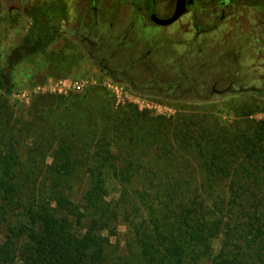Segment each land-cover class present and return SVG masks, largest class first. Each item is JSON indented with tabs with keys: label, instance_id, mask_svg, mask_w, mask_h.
I'll return each mask as SVG.
<instances>
[{
	"label": "trees",
	"instance_id": "obj_1",
	"mask_svg": "<svg viewBox=\"0 0 264 264\" xmlns=\"http://www.w3.org/2000/svg\"><path fill=\"white\" fill-rule=\"evenodd\" d=\"M50 38L30 28L6 55L0 111L14 68ZM61 105L68 118L32 111L59 138L47 175L23 167L22 135L0 138V264H264V121L172 125L97 88ZM39 176L47 184L35 189ZM119 226L123 256L109 240Z\"/></svg>",
	"mask_w": 264,
	"mask_h": 264
},
{
	"label": "rangeland",
	"instance_id": "obj_2",
	"mask_svg": "<svg viewBox=\"0 0 264 264\" xmlns=\"http://www.w3.org/2000/svg\"><path fill=\"white\" fill-rule=\"evenodd\" d=\"M85 3L86 0H0V66L30 28H47L51 33L43 51L29 62L14 68V87L0 111V138L20 134L27 141L21 159L25 169L47 175L45 172L53 166L59 141L57 133L46 125L43 117L32 118V111L45 108L50 110L52 116L61 114V103L75 98L83 99L84 95L96 88L104 93L114 107L131 106L152 117H161L172 125L182 117L215 121L222 128L232 126L237 121H264V93L222 94L208 100H203V96L192 95L186 102L177 100L179 94L173 88V79L179 75L175 70L180 66V60L174 45L156 46L151 57L144 60H135L131 55L150 49L151 46H127L118 51L119 64L112 62L111 66L122 70L132 63L128 75L132 76L140 92L134 91L122 77L104 71L98 61L86 55L80 33L84 34L89 28L91 16L85 10ZM103 19V14H100L97 27L103 25ZM90 37L98 43L96 47L105 52L106 44L101 46L96 29L90 30ZM212 52L203 46L200 58L191 59L193 71L191 75L188 74L190 82L205 80L212 68ZM151 64L157 65L155 74L150 73ZM158 74L161 76L158 77ZM157 77L156 88L149 89ZM76 84L83 85L76 90ZM75 112L80 115L78 109ZM62 114L65 118L69 117L65 111ZM28 127L34 131L30 139L26 132ZM44 184H47V180L40 177L35 189H42ZM82 193L83 183L75 182L69 197L74 202H80ZM117 196V186L112 185L108 189L107 199H116ZM124 233L125 228L119 226L117 235L109 237L110 242L117 246L119 256L125 252ZM2 239L0 235V242Z\"/></svg>",
	"mask_w": 264,
	"mask_h": 264
},
{
	"label": "flooded vegetation",
	"instance_id": "obj_3",
	"mask_svg": "<svg viewBox=\"0 0 264 264\" xmlns=\"http://www.w3.org/2000/svg\"><path fill=\"white\" fill-rule=\"evenodd\" d=\"M176 9L181 14L174 21L160 22L170 19ZM85 10L91 16L89 28L80 33L86 55L104 71L122 77L134 91L140 92L128 75L132 63L122 70L111 66L112 62L119 64L118 51L127 46H151L131 55L144 60L156 46L168 44L175 46L180 60L175 70L179 75L173 79L180 102L192 95L208 100L214 95L264 93V0H86ZM100 14L103 25L97 27ZM92 29L101 38V46L106 44L105 52L91 39ZM203 46L213 50L212 68L205 80L190 82L191 59L200 58ZM149 69L155 74L157 65L151 64ZM158 77L149 89L156 88Z\"/></svg>",
	"mask_w": 264,
	"mask_h": 264
},
{
	"label": "water",
	"instance_id": "obj_4",
	"mask_svg": "<svg viewBox=\"0 0 264 264\" xmlns=\"http://www.w3.org/2000/svg\"><path fill=\"white\" fill-rule=\"evenodd\" d=\"M180 14H181V9H176L175 13L173 14V16L170 19H168L167 21H160V22L170 23V22L174 21Z\"/></svg>",
	"mask_w": 264,
	"mask_h": 264
},
{
	"label": "built area",
	"instance_id": "obj_5",
	"mask_svg": "<svg viewBox=\"0 0 264 264\" xmlns=\"http://www.w3.org/2000/svg\"><path fill=\"white\" fill-rule=\"evenodd\" d=\"M82 85H83V84H76V85H74V88H75L76 90H79V89H81Z\"/></svg>",
	"mask_w": 264,
	"mask_h": 264
}]
</instances>
